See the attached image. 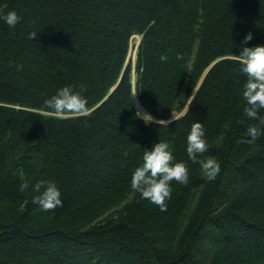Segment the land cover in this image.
Here are the masks:
<instances>
[{
	"label": "trees",
	"instance_id": "obj_1",
	"mask_svg": "<svg viewBox=\"0 0 264 264\" xmlns=\"http://www.w3.org/2000/svg\"><path fill=\"white\" fill-rule=\"evenodd\" d=\"M4 4L22 19L0 20V264H264V123L244 112L238 58L249 32L264 44V0ZM66 84L83 86L89 114L44 110ZM195 121L209 145L197 155L221 165L214 180L186 151ZM159 140L189 170L165 211L131 187ZM42 179L62 206L33 203Z\"/></svg>",
	"mask_w": 264,
	"mask_h": 264
},
{
	"label": "clouds",
	"instance_id": "obj_2",
	"mask_svg": "<svg viewBox=\"0 0 264 264\" xmlns=\"http://www.w3.org/2000/svg\"><path fill=\"white\" fill-rule=\"evenodd\" d=\"M5 8H7L6 4L0 5V20L15 27L22 17L14 9L5 12L3 10ZM36 35L35 32L29 33L30 38ZM252 38L253 35L249 32L244 37L243 46L240 47L238 53L240 70L247 77L242 90V96L246 101L244 112L247 117L259 119L264 123V116L260 115V109H264V44L249 46L247 42ZM161 59H166V57L162 56ZM186 67H191V60L187 62ZM82 87L81 90H77L72 84L59 87L53 95L45 99L44 110L61 116L67 113L89 114L87 97L83 95ZM137 116H140L139 112H137ZM147 117L151 116H145L146 121L152 119V117ZM172 119H176L175 114ZM247 131L255 139L261 129L250 126ZM208 147L202 123L200 121L193 122L187 134L188 157L192 162L199 163L208 180H214L221 171L220 163L212 156L201 158L197 155L205 153ZM174 160L170 144L167 141L159 140L154 143L151 149L146 148L142 162L131 173L132 189L139 191L141 199L158 205L161 211L167 209L166 200L170 199L172 192L171 182L176 180L181 184H187L189 180L186 162H174ZM23 187L22 185V190ZM33 187L37 193L33 196V203L42 210L48 211L63 205L62 191L55 180L42 179Z\"/></svg>",
	"mask_w": 264,
	"mask_h": 264
},
{
	"label": "bare ground",
	"instance_id": "obj_3",
	"mask_svg": "<svg viewBox=\"0 0 264 264\" xmlns=\"http://www.w3.org/2000/svg\"><path fill=\"white\" fill-rule=\"evenodd\" d=\"M142 39V36H139V41ZM134 105L136 107V109L138 110V112L140 113L141 117H145V116H150L149 113H147V111L144 109V107L141 105L139 99L137 98V96H134ZM150 118V117H147ZM178 118V117H177ZM176 118V119H177ZM175 119H170L168 121H161L160 123H166V124H170L172 121H174ZM153 121V119H152Z\"/></svg>",
	"mask_w": 264,
	"mask_h": 264
},
{
	"label": "rangeland",
	"instance_id": "obj_4",
	"mask_svg": "<svg viewBox=\"0 0 264 264\" xmlns=\"http://www.w3.org/2000/svg\"><path fill=\"white\" fill-rule=\"evenodd\" d=\"M139 43V37L136 36L134 38H132V48H131V52L129 54V58L133 61V64H135L136 62V58H137V46ZM148 113V112H147ZM146 123H150L152 121V119L150 120H145L144 117H141ZM151 118V117H150Z\"/></svg>",
	"mask_w": 264,
	"mask_h": 264
},
{
	"label": "water",
	"instance_id": "obj_5",
	"mask_svg": "<svg viewBox=\"0 0 264 264\" xmlns=\"http://www.w3.org/2000/svg\"><path fill=\"white\" fill-rule=\"evenodd\" d=\"M140 42H141V40L139 41L138 46L140 45ZM138 46H137V49H138ZM185 112H186V110L184 112H182L181 114L175 113L176 118L182 116ZM69 115H72V114H68L67 116H69ZM164 124H166V123H164Z\"/></svg>",
	"mask_w": 264,
	"mask_h": 264
}]
</instances>
